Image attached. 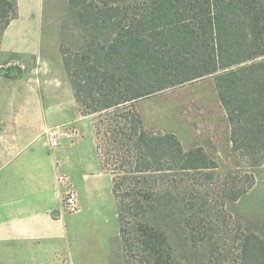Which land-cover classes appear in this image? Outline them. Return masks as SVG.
Segmentation results:
<instances>
[{
	"label": "trees",
	"instance_id": "obj_1",
	"mask_svg": "<svg viewBox=\"0 0 264 264\" xmlns=\"http://www.w3.org/2000/svg\"><path fill=\"white\" fill-rule=\"evenodd\" d=\"M77 20L96 32L80 49L65 47V70L84 116H97V154L113 176L125 264H180L164 221L184 201L176 178L219 164L201 148L186 150L170 133L145 129L137 103L214 77L234 152L264 155V0H69ZM19 17L18 0H0V47ZM236 186L232 200L255 184ZM165 181L166 185L163 183ZM206 224V223H205ZM205 240H212L206 234ZM236 264H264V239L239 230Z\"/></svg>",
	"mask_w": 264,
	"mask_h": 264
},
{
	"label": "crops",
	"instance_id": "obj_2",
	"mask_svg": "<svg viewBox=\"0 0 264 264\" xmlns=\"http://www.w3.org/2000/svg\"><path fill=\"white\" fill-rule=\"evenodd\" d=\"M18 4L19 17L0 47V264H112L119 215L111 229L105 200L85 175L97 168L96 133L76 101L61 51L46 50L44 27L34 19L45 0ZM56 126L77 128L78 145L52 149L44 131ZM62 174L79 187V212L63 208Z\"/></svg>",
	"mask_w": 264,
	"mask_h": 264
},
{
	"label": "rangeland",
	"instance_id": "obj_3",
	"mask_svg": "<svg viewBox=\"0 0 264 264\" xmlns=\"http://www.w3.org/2000/svg\"><path fill=\"white\" fill-rule=\"evenodd\" d=\"M117 1L123 5L131 0ZM34 19L41 20L46 50L52 55L60 52L62 47L80 49L96 34L102 37L108 34V31L96 32L83 27L69 0H45L41 18L37 15ZM30 64V67L37 65ZM136 106L145 129L174 134L186 150L201 147L219 164L211 183L205 181V172H190L176 178V192L181 195L180 198L184 197V201L177 204L173 216L162 225L169 233L179 263L236 264L235 241L240 229L256 233L264 239V155L261 159L251 160L233 151L230 125L214 77L169 88L140 100ZM83 117H89L87 122L95 132L97 116ZM78 139L63 140L60 147L70 143L78 145ZM103 155L95 156L96 170L85 175L98 188V197L105 200V213L110 217L109 227L113 229L118 219V206L112 194L113 176L108 171L111 166L104 165ZM246 174L255 177L254 186L239 199L232 200L235 191L231 190L246 184ZM62 175L69 179L70 190L79 198L80 190L74 177ZM163 183L166 185L165 181ZM85 195L88 199L92 197L88 191ZM115 216L117 219H114ZM205 227L206 234L212 237L211 241L205 240ZM118 238V245L111 242L116 247L112 264H125L122 240Z\"/></svg>",
	"mask_w": 264,
	"mask_h": 264
},
{
	"label": "built area",
	"instance_id": "obj_4",
	"mask_svg": "<svg viewBox=\"0 0 264 264\" xmlns=\"http://www.w3.org/2000/svg\"><path fill=\"white\" fill-rule=\"evenodd\" d=\"M48 138L49 145L52 149H57L61 146L62 141L66 139L76 140L78 139L79 133L74 127H51L44 131ZM69 179L64 175H59L58 182L65 189L63 191L61 198L63 200V208L65 212L72 214L79 212L81 207L79 203L78 196L70 190V185L68 183Z\"/></svg>",
	"mask_w": 264,
	"mask_h": 264
}]
</instances>
